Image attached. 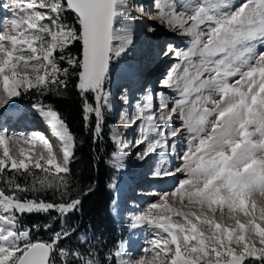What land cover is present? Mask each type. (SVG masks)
Returning <instances> with one entry per match:
<instances>
[{"label":"snow or ice","instance_id":"snow-or-ice-1","mask_svg":"<svg viewBox=\"0 0 264 264\" xmlns=\"http://www.w3.org/2000/svg\"><path fill=\"white\" fill-rule=\"evenodd\" d=\"M146 17L184 47L164 44L157 84L121 85L117 99L115 70ZM69 94L90 165L121 175L134 157L171 182L111 247L72 222L96 181L73 173L83 142L53 102ZM24 98L51 138L9 128ZM0 264H264V0H0Z\"/></svg>","mask_w":264,"mask_h":264},{"label":"trees","instance_id":"trees-1","mask_svg":"<svg viewBox=\"0 0 264 264\" xmlns=\"http://www.w3.org/2000/svg\"><path fill=\"white\" fill-rule=\"evenodd\" d=\"M26 101H31L29 98H24ZM56 107L63 113L67 122L71 126L72 131L83 142L82 148L77 153L79 160L73 167V173L81 183H88L95 180V192L87 197L83 204L82 212L78 213L73 218V223H78L81 229L87 228L89 232H95L97 236L102 235L104 242L111 247L114 241L120 237L118 230L115 229L108 213L107 204L110 195L106 189L107 182L113 171L102 162L96 168L90 165V148L92 147L88 137L87 130H82V122L79 111V98L74 94H69L67 97L53 101ZM94 155V151L91 153ZM28 222L45 223L47 218L44 216H33L27 218ZM38 236L49 238L46 232L41 231ZM43 238V239H44Z\"/></svg>","mask_w":264,"mask_h":264},{"label":"rangeland","instance_id":"rangeland-1","mask_svg":"<svg viewBox=\"0 0 264 264\" xmlns=\"http://www.w3.org/2000/svg\"><path fill=\"white\" fill-rule=\"evenodd\" d=\"M149 24L150 23L143 25L142 21H141V22H138L137 27H136V32H135V35H134V42H135L134 45H136V48H137L138 45L142 46L141 43L148 40V42H145L146 45L140 49V52L142 50H143V52L145 50H147L145 48H147L148 46L150 47L151 45H153V43L155 44L156 41H157L158 52L160 51L161 47L164 44L169 43V42H175V43H178L181 48L184 47L183 43H181L179 41V38H174L170 33L166 32V31L159 30L155 34L148 33L146 29H147V25H149ZM140 31H142V32H140ZM144 32H147V34L145 36L137 38V36H140L141 33H143V35H144ZM140 38H143V39H140ZM145 39H147V40H145ZM138 42H140V43H138ZM149 47H148V49H149ZM136 48L132 49V51H134V52L130 51L129 55H134L135 52H136ZM157 54L158 53H156L155 55L151 54L153 56V57L151 56L152 59L149 60L148 63H146V68H147L148 71H151V69L153 71L154 70L157 71L158 70L157 64L160 61H161V63H165L164 61H162L161 58L158 57ZM129 55H127V56H129ZM125 58H124L123 61H125ZM169 64H170V61H167L165 63V65L161 67L160 73L155 75L156 76L155 78H156L157 81L166 72V70L169 67ZM144 73H146V72H144ZM153 75H154V73H153ZM153 75H150V76L153 77ZM140 77L142 78V77H144V75L140 76ZM121 85L129 86V83H126V82H123V81H120L119 83H113V86H115L113 91L117 93V99H119V89H120ZM137 94H138L137 96L140 95L139 90L137 91ZM24 104L25 103L19 102L17 105L23 106ZM117 120H118V117H114L109 122L110 123H115ZM10 129L13 130V128H10ZM33 130L34 129H30L28 131H33ZM20 131H26V130H18L16 132H20ZM128 139L129 140L132 139V135L131 134L128 135ZM38 150L39 149L37 148V150H34V151L38 152ZM149 169H150V165H145L143 167H140V165H138L135 162V158L133 157L128 162V168L125 171L126 173L124 172L121 175L114 173V175H119V190H120V188H123V189L125 188L122 192L119 191V190L115 191L117 196L123 197L122 198L123 199V203H122V200L119 198L120 199V204H121V213H122V215H127L129 213V211L137 210V206H139V208H143L151 200V198H152L151 197V193L152 192L166 190V189L169 188L171 182L153 181L151 179V177L148 175ZM111 192H113V191H111ZM115 193L113 192V195ZM113 209L115 210V207H113ZM109 214H110V216L112 215L111 212H109ZM113 214L116 216V213H113ZM117 223L119 224L120 228L123 229V232H124V235L121 236V238L126 240L129 237V234H130L129 231H128V224H127L126 219L125 218H121L120 220L117 221ZM144 236H145V233L143 231H139V232H137L136 236L133 237V238L139 240L140 243H143ZM36 238L37 239L40 238L38 236V234H37ZM43 238L44 237H41V239H43ZM44 240H47V238H44Z\"/></svg>","mask_w":264,"mask_h":264},{"label":"bare ground","instance_id":"bare-ground-1","mask_svg":"<svg viewBox=\"0 0 264 264\" xmlns=\"http://www.w3.org/2000/svg\"><path fill=\"white\" fill-rule=\"evenodd\" d=\"M148 23H150V24H152L153 23V21H152V19L151 18H148V17H146L143 21H142V24L143 25H145V24H148ZM140 32H142V31H140ZM147 34V32H144V35L143 36H145ZM138 37V36H137ZM164 38V37H163ZM145 40H147V39H145ZM146 42H148V40L146 41ZM135 43V42H134ZM157 46V45H156ZM134 47V46H133ZM159 47V46H158ZM160 48V47H159ZM132 49H134V48H132ZM158 50V49H157ZM132 51V50H131ZM132 52H134V51H132ZM156 53H158V51L156 52ZM149 58L146 60V62L148 61V60H150V59H152V55H151V53H148V54H146ZM155 55V54H154ZM152 56V57H151ZM132 61H130V60H127V61H123L121 64H120V66L118 67V69H116L115 70V77H114V81H113V83H119L120 81H123V79L121 78V76L120 75H124L126 72H127V69H128V67H127V65H129L130 63H131ZM165 63L167 62V61H164ZM165 63H161V61L157 64V67H158V70L157 71H153L152 69H151V71H150V75H153V73H154V75H153V77H150L151 79H155L154 80V82H153V85L152 86H155L157 83V80H156V74H158V73H160V71H161V67L162 66H164L165 65ZM147 69V68H146ZM145 68L143 69V71L144 72H146L147 73V70H146ZM145 75V74H144ZM143 76V75H142ZM145 76L144 77H140L139 78V80L134 84V82H133V84H132V82H126V83H129V86H130V84L132 85V88H131V90H132V92L134 93V95H138L137 94V91L141 88V87H144V85H145ZM123 82H125V81H123ZM114 88H115V86H113V90H114ZM9 123V127L12 125V121H10V122H8ZM44 127H46V125L44 124ZM30 129H34V130H40V131H44L46 134H48L49 136H50V138H51V134L50 133H48V129H47V127H46V129L45 128H43V127H41V123L40 124H37V125H35V126H33L32 128H22V129H17L16 131H18V130H26V131H28V130H30ZM53 143H54V145L56 146V147H58V145L56 144V141L53 139ZM143 166H145V165H143ZM143 166H141L140 165V167H143ZM126 173V172H125ZM124 184V183H123ZM125 189V188H124ZM123 188H120V190L119 191H123L124 190ZM121 200H122V203H123V197H119ZM126 199V198H125ZM129 199V198H128ZM127 200V199H126ZM114 205L115 204H113V205H111V208L113 209V207H114ZM121 207V206H120ZM115 211H117L116 210V208H115Z\"/></svg>","mask_w":264,"mask_h":264}]
</instances>
